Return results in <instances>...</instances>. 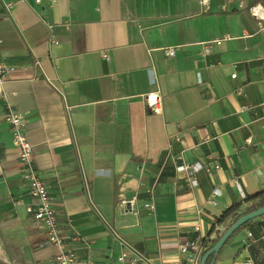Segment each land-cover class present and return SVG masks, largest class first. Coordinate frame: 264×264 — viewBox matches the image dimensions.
I'll list each match as a JSON object with an SVG mask.
<instances>
[{"label":"crops","instance_id":"0c3cea01","mask_svg":"<svg viewBox=\"0 0 264 264\" xmlns=\"http://www.w3.org/2000/svg\"><path fill=\"white\" fill-rule=\"evenodd\" d=\"M255 3L264 8V0H210L207 10L200 0L0 5V58L15 68L0 83V264H53L60 250L27 211L35 201L4 119L8 104L25 115L77 264H130L114 230L158 264H190L183 242L207 246L231 223L220 222L229 207L244 214L259 203L264 32L249 11ZM155 91L160 112L145 100ZM211 160L221 168L198 171L196 187L176 169ZM132 198L134 211L122 204ZM248 261L264 264V215L214 264Z\"/></svg>","mask_w":264,"mask_h":264},{"label":"built area","instance_id":"2783aa9c","mask_svg":"<svg viewBox=\"0 0 264 264\" xmlns=\"http://www.w3.org/2000/svg\"><path fill=\"white\" fill-rule=\"evenodd\" d=\"M25 2L28 0H0V5L5 11H11L17 2ZM38 3H47L49 7L54 6L58 0H35ZM200 3L204 10L209 9L210 0H200ZM249 11L253 16L258 19L261 31L264 32V8L260 3H255L249 7ZM53 25H50L52 27ZM217 44L222 42V39L214 41ZM167 55H175V47H167L164 49ZM105 58H108L107 54H104ZM36 65L40 66V61H36ZM15 70L13 66H10L3 59L0 58V83H4L12 72ZM232 77L237 76L235 71ZM147 105L155 112L161 111V93L155 91L145 96ZM248 107H244L246 109ZM5 121L11 126V130L14 135V142L20 149L19 157L23 169L24 176L29 179L30 196L34 199L35 203L27 205V211L35 216L36 219L42 221L47 227V234L49 241L60 248L58 254L55 256L53 264H77L78 254L70 249L64 247L67 236L61 231L58 220L57 211L53 205L52 198L49 193V185L40 176L37 165L35 162V148L32 144L26 127L27 122L25 115L19 111H16L12 105L8 104L4 113ZM221 168L218 161H196L194 163H188L186 161L176 166L177 171H187L188 180L192 187L198 185L197 172L200 170H207L212 172L214 169ZM237 184H239L237 182ZM220 192L219 189L215 190V194ZM122 204L127 208L135 210L136 198L124 199ZM145 208L151 213L155 211V203L153 200L146 201L144 203ZM116 239L125 247V250L120 255V260L126 261L129 259L130 264H158L153 258L145 255L143 252L128 246L117 231L114 230ZM249 237H253L254 233L248 231ZM208 247L199 243L196 240H188L181 244V250L187 254V260L190 264H201V259ZM245 264H253L251 261Z\"/></svg>","mask_w":264,"mask_h":264},{"label":"water","instance_id":"95a60500","mask_svg":"<svg viewBox=\"0 0 264 264\" xmlns=\"http://www.w3.org/2000/svg\"><path fill=\"white\" fill-rule=\"evenodd\" d=\"M264 215V206H261L253 211L247 212L235 219L221 233L218 240L206 250L201 259V264H208L209 258L214 254L215 258L210 264H214L220 250L223 248L229 238L246 222Z\"/></svg>","mask_w":264,"mask_h":264},{"label":"trees","instance_id":"16d2710c","mask_svg":"<svg viewBox=\"0 0 264 264\" xmlns=\"http://www.w3.org/2000/svg\"><path fill=\"white\" fill-rule=\"evenodd\" d=\"M257 197H260L261 199H260V201H259V203H257L256 205H253L252 207H249L248 209H247V211H246V213L247 212H250V211H253V210H255V209H257V208H259V207H261V206H264V191L263 192H261L259 195H257L255 198H257ZM245 214V213H244ZM241 215H243V214H241L240 213V205H238V204H234V205H232L231 207H229L225 212H223V214L221 215V218H220V222L221 223H226L227 221H231V223L235 220V219H237L239 216H241ZM255 219H252V220H250V221H248V222H246V223H244L230 238H229V240L231 239V238H233L238 232H240L242 229H244V228H247L253 221H254ZM231 223H229V225L231 224ZM228 225V226H229ZM218 238L219 237H217V238H215V239H213L212 241H211V243L210 244H208L207 245V247L208 248H210L217 240H218ZM229 240L225 243V244H227L228 242H229ZM214 258H215V255L213 254L210 258H209V260H208V264H210L213 260H214Z\"/></svg>","mask_w":264,"mask_h":264}]
</instances>
